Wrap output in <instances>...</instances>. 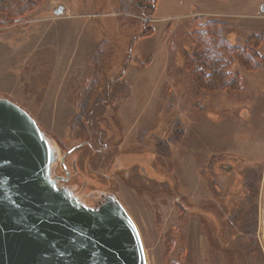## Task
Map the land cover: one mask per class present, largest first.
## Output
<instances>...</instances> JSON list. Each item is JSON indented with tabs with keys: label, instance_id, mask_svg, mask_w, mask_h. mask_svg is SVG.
Segmentation results:
<instances>
[{
	"label": "rangeland",
	"instance_id": "rangeland-1",
	"mask_svg": "<svg viewBox=\"0 0 264 264\" xmlns=\"http://www.w3.org/2000/svg\"><path fill=\"white\" fill-rule=\"evenodd\" d=\"M215 1L0 5V97L52 141L64 183L115 194L147 264H264V21ZM212 47L217 68L200 59Z\"/></svg>",
	"mask_w": 264,
	"mask_h": 264
},
{
	"label": "water",
	"instance_id": "water-1",
	"mask_svg": "<svg viewBox=\"0 0 264 264\" xmlns=\"http://www.w3.org/2000/svg\"><path fill=\"white\" fill-rule=\"evenodd\" d=\"M57 160L34 118L0 97V264H147L115 194L99 195L96 207L82 204L59 187Z\"/></svg>",
	"mask_w": 264,
	"mask_h": 264
},
{
	"label": "trees",
	"instance_id": "trees-1",
	"mask_svg": "<svg viewBox=\"0 0 264 264\" xmlns=\"http://www.w3.org/2000/svg\"><path fill=\"white\" fill-rule=\"evenodd\" d=\"M9 1L10 0H0V5H2L4 7H7L8 4H9ZM135 5L138 8L145 7L149 11L153 12V10H155V8H156L157 0H148V1L147 0H136ZM212 22L214 23V25L217 24L219 27H221L220 28L221 31L224 30V28L222 27V26H225L224 23H222V22H220L218 20H215V19H212ZM210 23H211V21H210ZM203 24L206 25L207 23H203ZM200 31H204V30L202 29ZM213 31H214V28H213ZM212 35H220V34H219L218 30L215 29V33L212 34ZM224 55H225L224 51H222L221 49H216L215 47H212V48L203 49L202 53L200 54V56H201L200 59L205 64H207V65H215L216 68H217V67H219L222 64L223 60L225 61L226 58L224 59ZM219 63H221V64L219 65ZM200 69L204 70V66L200 67ZM232 82H233V80H232ZM97 83H98V80H97V77H95L93 79V81L91 82L90 87L94 90V87L97 86ZM244 205H246V204H244ZM244 205L239 208V211H237L235 214L232 215V221L229 220V222L231 223L232 227L236 226L237 221L235 220V218L240 216L239 212H243V214H244L245 211L247 210V209H245ZM210 228H212V227H210ZM237 229H239L238 226H237ZM228 246L242 249L236 242H234V243L231 242L230 244H228Z\"/></svg>",
	"mask_w": 264,
	"mask_h": 264
},
{
	"label": "crops",
	"instance_id": "crops-1",
	"mask_svg": "<svg viewBox=\"0 0 264 264\" xmlns=\"http://www.w3.org/2000/svg\"><path fill=\"white\" fill-rule=\"evenodd\" d=\"M242 1H243V3L246 2L245 0H242ZM215 3H216V1L214 0V4ZM246 3L248 5H251L252 4L254 6V8H256V12L259 14L258 16L260 17L261 21L262 20L264 21V13L261 11V7L264 4V0H257V1L256 0H250V1L246 2ZM157 4H158V0H157ZM192 8L195 9V8H197V6H193ZM206 10H210V12H208V13L211 14V15H213V16L214 15L217 16L219 14H224L223 12L216 11V10H213V9H206ZM227 14H230V13H227ZM255 16L257 17V15H255ZM242 25H243V28L245 30H247L246 32L249 33L254 28V27H251V26L252 25L254 26L256 24H252V20H250L248 23L247 22L242 23ZM258 28L261 29V30H264V26L263 25H261V26L258 25Z\"/></svg>",
	"mask_w": 264,
	"mask_h": 264
},
{
	"label": "flooded vegetation",
	"instance_id": "flooded-vegetation-1",
	"mask_svg": "<svg viewBox=\"0 0 264 264\" xmlns=\"http://www.w3.org/2000/svg\"><path fill=\"white\" fill-rule=\"evenodd\" d=\"M216 20V19H215ZM217 20H219V19H217ZM220 21V20H219ZM56 169H57V167H56ZM55 175H56V177L58 178V183H59V187L63 190V189H68V191L72 194V195H76V197L78 198H80L79 199V201L82 203V204H84V205H86V206H89L90 208L91 207H96V206H98V205H96L95 203H97L98 202V200H97V198H99V197H93L92 195H88L89 197H90V200L89 199H87V198H83V197H81V195H80V193H78L77 192V189H76V191H75V189L74 188H72L71 186H69L68 184H66V183H64L65 181H64V176H62V174H57V172L55 171ZM64 181V182H63ZM103 193H107V192H103Z\"/></svg>",
	"mask_w": 264,
	"mask_h": 264
},
{
	"label": "bare ground",
	"instance_id": "bare-ground-1",
	"mask_svg": "<svg viewBox=\"0 0 264 264\" xmlns=\"http://www.w3.org/2000/svg\"><path fill=\"white\" fill-rule=\"evenodd\" d=\"M0 78H1V79H5V78H6V74H5L4 72H2V71H0ZM86 194H87L86 191H82V192H80L81 197H83V198H87V199L90 200V197H89L88 195H86ZM208 227H209V226H206V230L208 229ZM209 230H210V228H209ZM228 259H229V261H230V258H228ZM249 261H250V260H249Z\"/></svg>",
	"mask_w": 264,
	"mask_h": 264
}]
</instances>
